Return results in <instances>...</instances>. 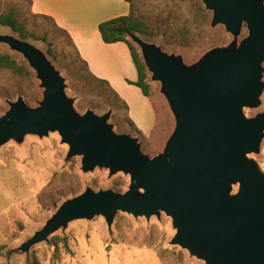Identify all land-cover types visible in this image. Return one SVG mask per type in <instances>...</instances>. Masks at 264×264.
I'll list each match as a JSON object with an SVG mask.
<instances>
[{"label":"water","instance_id":"1","mask_svg":"<svg viewBox=\"0 0 264 264\" xmlns=\"http://www.w3.org/2000/svg\"><path fill=\"white\" fill-rule=\"evenodd\" d=\"M201 2L212 13V27L222 25L234 36L246 27L238 47L210 51L188 68L179 57L129 36L175 120L163 151L152 158L141 152L137 138L113 131L111 111L75 112L63 79L42 52L0 35L1 43L23 56L43 89L36 108L21 98L9 104L0 117V145L10 137L57 132L68 146L66 161L81 156L85 172L107 168L130 179L124 193L87 189L64 203L22 252L78 219L103 216L110 228L117 212L149 218L163 211L174 217L171 243L205 264H264V175L246 157L259 151L264 113L246 119L242 112L259 105L264 87V0ZM237 183L232 195L230 185Z\"/></svg>","mask_w":264,"mask_h":264},{"label":"rangeland","instance_id":"2","mask_svg":"<svg viewBox=\"0 0 264 264\" xmlns=\"http://www.w3.org/2000/svg\"><path fill=\"white\" fill-rule=\"evenodd\" d=\"M130 1L133 16L146 24L149 33V36L137 37L167 55L179 57L188 68L196 66L210 51L230 45L238 47L248 35L244 25L237 36L227 32L222 25L212 27V13L205 9L201 0ZM29 5L28 0H0V13L13 12L33 33L32 38L23 41L42 52L59 72L66 97L74 101L75 112L81 115L91 110L96 115H103L111 111L108 124L116 134L137 138L141 152L149 158L161 153L175 127V120L160 93V84L151 81L147 71L150 97L145 98L138 88L130 91L133 107L142 112L140 106L144 102L152 115L149 119L152 134L146 139L126 124L125 109L111 91L88 76L75 62L66 36L51 20L31 14ZM129 11L127 4V9H116L113 16L127 12L124 13L126 16ZM0 35L19 38L1 25ZM129 40L140 54L138 46ZM0 53L12 55L31 71L29 78L0 71V117L7 113L9 104L19 98L30 108L38 107L43 89L35 72L20 53L5 43L0 42ZM129 61L132 64L131 58ZM132 69L131 75L127 73V76L136 79L133 66ZM262 69L264 85V63ZM98 107L104 111H97ZM242 112L246 119L264 113V87L259 105L244 107ZM67 152L68 146L61 143L57 132L51 131L43 136L28 133L21 140L10 137L0 145V246L4 247L0 264H26L32 257H36L39 264H205L188 249L171 243L177 229L174 217L163 211L149 218L117 212L110 228L103 216L78 219L51 234L47 241L22 252L21 246L41 231L67 201L87 189L95 193H124L130 186L129 176L122 172L111 175L109 169L99 167L83 171L82 157L66 161ZM246 157L255 164L257 172L264 175V136L259 151ZM230 187L234 195L239 184Z\"/></svg>","mask_w":264,"mask_h":264},{"label":"crops","instance_id":"3","mask_svg":"<svg viewBox=\"0 0 264 264\" xmlns=\"http://www.w3.org/2000/svg\"><path fill=\"white\" fill-rule=\"evenodd\" d=\"M28 1L31 14L51 18L55 27L69 35L79 56L87 63L90 73L97 79L106 81L126 103L129 119L140 131L142 137L148 139V136L152 134L150 128L152 126L149 124L152 115L149 108L143 102V106H140L142 112H140L129 100L130 91L137 89L127 83V81H137L136 70V79L127 76V73L131 75L133 72L132 66L134 68L133 63L130 64L129 61L131 58H129V50L122 42L105 44L98 31L100 23L121 17L120 15L124 16L127 12L115 16L113 13L116 9L120 11L127 9V3L123 0Z\"/></svg>","mask_w":264,"mask_h":264},{"label":"trees","instance_id":"4","mask_svg":"<svg viewBox=\"0 0 264 264\" xmlns=\"http://www.w3.org/2000/svg\"><path fill=\"white\" fill-rule=\"evenodd\" d=\"M127 4H129L130 11L129 14L126 16L117 17L114 19H111L106 22H102L98 25V31L100 34V37L102 41L105 44H113L122 42L124 43L130 53V57L132 60V63L134 65V68L137 72V81L136 82H130L127 81L129 85L135 86L140 89L141 93L145 97H150V88H149V82H148V74L147 69L145 67V64L140 57L139 52L135 47L132 46L129 40V36L135 35H145L149 36L147 26L144 22L139 20L138 18L134 17L132 14V5L130 0H123ZM44 18H47L48 20H51L49 17L42 16ZM52 21V20H51ZM53 22V21H52ZM54 24V23H53ZM0 25L3 27L9 28L13 33H15L21 40H27L29 38H32L34 35L32 32L28 31L27 28L24 26L23 23H21L17 16L13 12H7V13H0ZM55 25V24H54ZM57 28V27H56ZM58 29V28H57ZM60 30V29H58ZM62 34H64L68 41V46L71 48L73 52V56L75 58V62L80 64L84 71L88 76L93 78L96 82L102 84L105 86L108 90L111 91V93L117 98L119 103H121L125 109L126 117L124 118L126 124L133 129L137 135L142 136L140 131L135 127L134 123L129 119L128 117V106L126 103L119 98V96L112 90V88L109 86V84L106 81L97 79L95 76H93L87 66V63L81 59L79 56L76 48L74 47L69 35L63 31L60 30ZM0 71H9L13 73L14 75L20 76V77H30L31 71L26 67L25 64L18 62L12 55L10 54H3L0 53ZM97 111L103 112L104 109L102 107L96 108ZM118 187V184L114 185V188L116 189ZM113 188V189H114ZM114 189V190H115ZM57 245V244H56ZM9 253H6L5 256L8 257ZM4 255V247L0 246V258ZM26 264H39L36 257H32L31 260L27 261Z\"/></svg>","mask_w":264,"mask_h":264}]
</instances>
